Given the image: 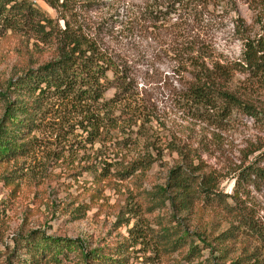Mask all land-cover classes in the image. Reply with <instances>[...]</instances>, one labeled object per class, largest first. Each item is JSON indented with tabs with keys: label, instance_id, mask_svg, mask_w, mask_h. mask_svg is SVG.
<instances>
[{
	"label": "rangeland",
	"instance_id": "obj_1",
	"mask_svg": "<svg viewBox=\"0 0 264 264\" xmlns=\"http://www.w3.org/2000/svg\"><path fill=\"white\" fill-rule=\"evenodd\" d=\"M26 1L56 29L66 20L80 26L126 76L127 89L113 86L104 93L105 99L117 100L113 115L118 129L107 145L108 160L125 164L138 155L154 160L127 177H95L84 170L85 148L68 147L50 134V127L40 129L31 153L0 163V264H32L25 247L14 250L15 240L30 232L78 239L84 252L124 256L126 264H187V246L162 253L155 241L164 226L176 227L178 220L168 202L159 203L156 190L165 185L171 167L184 164V157L199 174L214 176L217 189L226 194L234 192L238 174L248 166L264 168L259 157L264 96L255 99L260 107L256 117L236 112L221 124L204 119L180 101L191 82L186 59L189 52L220 62L239 59L244 41L264 32V0H220L191 11L172 6L173 0H74L72 12L60 6L63 0ZM145 8L156 10L152 18L143 14ZM38 22L44 21L34 18L31 24ZM38 38L32 25L18 35L0 31V92L23 68L56 55L54 42ZM4 106L0 99V118ZM120 167L114 164L110 170ZM242 184L244 204L264 225V179L252 175ZM199 208L192 230L206 226L220 232L234 222L217 205ZM234 244L237 254L242 245L253 248L255 242L240 235ZM209 250L203 249L193 263L214 261L216 253ZM40 262L54 264L44 257ZM56 264L87 263L78 251H66Z\"/></svg>",
	"mask_w": 264,
	"mask_h": 264
},
{
	"label": "trees",
	"instance_id": "obj_2",
	"mask_svg": "<svg viewBox=\"0 0 264 264\" xmlns=\"http://www.w3.org/2000/svg\"><path fill=\"white\" fill-rule=\"evenodd\" d=\"M50 3L54 5V2ZM74 3V0H63L60 6L64 11L72 12ZM85 3L96 1L85 0ZM212 3L218 4L220 0H173L172 6L182 5L191 11L200 4ZM175 9L177 7L167 12ZM154 11L145 8L143 14L152 18ZM34 18L44 22L31 24ZM51 23L50 18L32 9L26 0H0V31L18 35L20 29L32 25L41 42L56 44L53 58L23 68L0 92L5 105L0 118V163L31 153L35 143L40 141L37 132L50 127V134L56 135L68 147L85 148L88 153L85 154L84 170L95 177L112 174L127 177L138 169H145L154 160L150 156L138 155L124 164L108 160L110 154L105 155L118 128L113 115L116 96L107 100L104 93L113 86L127 89V78L121 74L120 66L84 34L80 26L66 20L64 27L56 29ZM46 25L50 30H45ZM185 67H190L191 76L180 100L185 108L217 124L225 122L236 112L258 115L260 107L255 99L258 95L264 96V32L244 41L237 60L220 62L189 52ZM259 157L264 161V151ZM183 159V165L170 168L165 185L158 187L155 193L161 205L169 203L173 217L178 219L176 227L164 226L155 240L161 252L172 253L187 246V264H264V225L241 198L245 192L242 181L251 179L252 175L264 179V168L248 166L238 174L234 192L226 194L217 189L214 176L199 174L198 167L190 159ZM114 164L121 167L112 172L110 168ZM203 205L219 206L235 223L220 232L206 226L201 231L192 230V221L199 216V207ZM240 235H245L255 245L253 248L242 245L236 254L234 243ZM18 239L14 250L25 247L32 264H41L43 257L56 264L59 255L66 251H78L87 264H126L124 256L109 258L98 253L97 249L84 252L79 240L74 238L30 232ZM206 248L210 249L211 255L216 253L215 260L193 263Z\"/></svg>",
	"mask_w": 264,
	"mask_h": 264
}]
</instances>
